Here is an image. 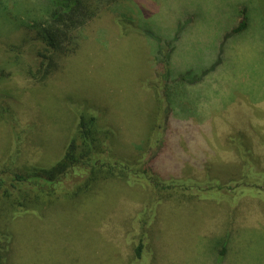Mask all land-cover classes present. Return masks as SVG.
<instances>
[{
  "label": "rangeland",
  "instance_id": "rangeland-1",
  "mask_svg": "<svg viewBox=\"0 0 264 264\" xmlns=\"http://www.w3.org/2000/svg\"><path fill=\"white\" fill-rule=\"evenodd\" d=\"M51 1L0 0V173L55 163L82 113L97 116L105 157L133 160L146 151L166 122L154 69L160 39L175 40V76L222 64L200 85L172 88L164 185L101 180L80 198L63 187L54 202L39 203L44 208L3 212L0 230L11 236L0 238L8 243L1 264H264V177L232 186L225 175L236 165L230 136L261 134L264 145V47L231 55L227 46L238 0L220 11L217 0L210 8L199 0H96L72 47L37 82L28 72L42 50L35 25ZM182 176L201 183L165 184ZM11 199L30 200L0 196L4 205Z\"/></svg>",
  "mask_w": 264,
  "mask_h": 264
},
{
  "label": "trees",
  "instance_id": "trees-1",
  "mask_svg": "<svg viewBox=\"0 0 264 264\" xmlns=\"http://www.w3.org/2000/svg\"><path fill=\"white\" fill-rule=\"evenodd\" d=\"M95 1H51L52 8L48 16L35 25L34 37L35 39L38 38V41L42 44V50L37 54L38 61L31 62V66L28 69L29 75L33 80L42 82L52 72V69L58 66L57 58L59 54H64L65 51L72 47L77 29L85 25L95 15L93 10L95 9ZM246 20V17H243L241 22L228 34L241 33L247 26ZM147 35L155 36L150 29H147ZM175 48L174 39L164 41L160 39L153 50L154 69L158 79L156 90L162 106L166 109V122L164 125H157L155 134H159V132L160 134H156L146 151L133 160L119 159L111 155L105 157L104 155L107 154L108 148L103 142L97 116L82 113L78 117L75 134L67 141L62 156L55 163L48 167H35L22 172L0 173V196L2 193L10 191V193L14 194L21 193L23 198L27 196L30 199L27 204L24 200H20L18 204L17 202L15 204L11 199L7 205H4L2 200H0V214L3 212L8 214V212L14 213L19 210H39L44 208L47 205H43V207L39 203L54 202L63 187L73 197L80 198L91 193L101 180L118 178L126 180L131 185L147 182V184H152L153 189L164 185L162 176L159 174V168L160 163L163 161L160 162L161 155L166 151L169 143V129L171 117L174 113L171 103V98H173L172 88L176 84H179V86L183 85L184 88H186L185 84L190 86L200 85L204 83L209 74L220 66L217 64H222L219 61L211 68L205 69L198 74L195 73L194 69H190L175 76L172 70V57ZM224 54L225 52L223 56ZM259 136L262 137L259 134L256 135V139H252L246 136L245 133L238 132L229 137L228 144L231 151H233L236 165L234 169L225 174L229 180H227V185L238 186L241 183L244 184L247 179H259L258 177L261 179L264 177V153L262 152L264 145ZM110 148L113 150L112 147ZM206 176L207 181L211 182L209 173ZM214 181L212 183L220 186L219 182H217L218 179ZM200 183L191 176L172 178L165 182L167 185L172 184L179 187L183 186L184 188L188 187L189 189H194V185H200ZM263 184L260 182L254 183L256 186H263ZM200 189L205 192V189ZM37 191L39 192L33 195ZM191 191L194 192L193 190ZM3 231L6 230H0V234L3 236L0 238L6 241L11 235L7 231ZM2 240L1 242H4ZM4 243L5 245H0V264L4 259L8 244L7 242ZM224 249L221 252L222 255L225 253Z\"/></svg>",
  "mask_w": 264,
  "mask_h": 264
},
{
  "label": "crops",
  "instance_id": "crops-1",
  "mask_svg": "<svg viewBox=\"0 0 264 264\" xmlns=\"http://www.w3.org/2000/svg\"><path fill=\"white\" fill-rule=\"evenodd\" d=\"M228 1L229 0H217L216 6L212 7H215L220 11L222 8H226L223 4ZM199 2L205 7L210 8L211 0H199ZM238 4L237 13L233 12V20L229 28L232 26L234 28L239 22H241L243 17H246L247 19V26L241 33L235 34L233 37L229 38L230 40L228 41L227 46L230 47V49L234 48L230 52L231 55L237 49L252 43H255L254 45L256 46L264 47V0H238ZM226 54H228L227 51ZM226 57L227 55H225V58ZM247 91L248 89H245L244 94L252 95L251 92L247 93Z\"/></svg>",
  "mask_w": 264,
  "mask_h": 264
}]
</instances>
